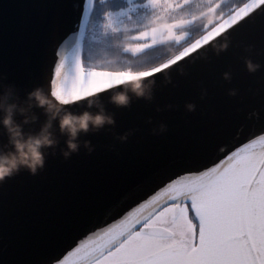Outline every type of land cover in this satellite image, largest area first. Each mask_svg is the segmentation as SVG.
Segmentation results:
<instances>
[{
    "label": "water",
    "instance_id": "obj_1",
    "mask_svg": "<svg viewBox=\"0 0 264 264\" xmlns=\"http://www.w3.org/2000/svg\"><path fill=\"white\" fill-rule=\"evenodd\" d=\"M94 3L0 0V155L15 151L3 123L8 115L24 139L47 128L55 141L41 149L45 163L36 175L22 167L0 184V264H40L86 215L111 216L129 203L130 189L146 191L142 177L154 168L205 144L209 134L215 151L264 123V9L206 50L144 79V96L124 79L133 73L99 71L111 90L66 107L48 84L61 49L64 80L72 81ZM247 60L260 67L250 72ZM36 90L51 102V112L60 107L59 116L102 113L113 122L78 132V149L65 159L69 135L49 105L31 96ZM121 93L127 105L112 100Z\"/></svg>",
    "mask_w": 264,
    "mask_h": 264
},
{
    "label": "snow or ice",
    "instance_id": "obj_2",
    "mask_svg": "<svg viewBox=\"0 0 264 264\" xmlns=\"http://www.w3.org/2000/svg\"><path fill=\"white\" fill-rule=\"evenodd\" d=\"M188 2L174 0V6ZM164 3L144 0L143 7L154 12ZM262 9L264 0H245L177 56L142 72L143 78H154L206 50ZM103 28L119 31L109 13ZM130 39L136 46L125 53L135 56L157 41L154 30L143 27ZM57 55L47 90L63 97L66 107L82 102L84 94L111 90L99 70L79 56L72 81L65 82L63 50ZM215 141L209 134L205 144L148 172L142 177L146 191L130 189L129 203L113 215H86L40 264H264V123L212 151Z\"/></svg>",
    "mask_w": 264,
    "mask_h": 264
},
{
    "label": "flooded vegetation",
    "instance_id": "obj_3",
    "mask_svg": "<svg viewBox=\"0 0 264 264\" xmlns=\"http://www.w3.org/2000/svg\"><path fill=\"white\" fill-rule=\"evenodd\" d=\"M143 4L144 0H96L91 14V30L96 36H102L108 44L128 50L136 46L130 37L139 28L154 30L152 21H165L172 25L175 35L168 40L163 39V34L156 35V45L152 48L163 49L167 56L172 54L169 58L172 59L188 44L202 37L206 29L229 16L232 9L239 5L233 3L227 6L229 3L224 0H189L186 5L174 6V0H165L164 4L150 12ZM105 13H109L113 23L119 25L117 33L110 30L105 32ZM209 14L214 16L212 23L207 21ZM152 48L144 52H153Z\"/></svg>",
    "mask_w": 264,
    "mask_h": 264
},
{
    "label": "clouds",
    "instance_id": "obj_4",
    "mask_svg": "<svg viewBox=\"0 0 264 264\" xmlns=\"http://www.w3.org/2000/svg\"><path fill=\"white\" fill-rule=\"evenodd\" d=\"M213 20L214 16L209 14L207 17L208 23H212ZM151 23L155 35L163 34V39L165 40L171 39L175 35L172 25L167 22L152 21ZM246 65L250 72H255L260 67L258 64H253L251 60H247ZM224 78H228L227 73L224 74ZM124 79L130 82L131 90L138 97L145 95L147 85L143 84L144 78L142 74L133 73L124 76ZM31 96L38 101L40 106L46 104L49 105L48 111L51 112L53 105L39 90L31 93ZM84 97L87 98V94H84ZM61 98L63 99V97ZM112 100L118 105H127L129 103L128 96L123 93L113 96ZM187 107L189 111L194 110V105L189 104ZM60 110V107H56V110L51 112L53 119H56L59 116ZM112 122L113 121L110 117H106L102 113L94 116L88 112H85L80 116L65 113L63 116H59V126L61 131L66 132L69 135V140L67 141L69 151L63 153L65 159L78 149V145L75 143L78 132H86L90 125L98 128L105 123ZM3 123L11 134V140L15 151L7 155H0V184L4 183L7 178H11L15 175L22 167L27 169L31 175H36L38 170L44 168L45 163L44 153L41 149L55 144V141L51 138V134L48 133L47 128H45L41 135L29 136L27 139H24L21 135L19 126L13 124L10 115L4 118ZM89 151H91V149H89Z\"/></svg>",
    "mask_w": 264,
    "mask_h": 264
},
{
    "label": "trees",
    "instance_id": "obj_5",
    "mask_svg": "<svg viewBox=\"0 0 264 264\" xmlns=\"http://www.w3.org/2000/svg\"><path fill=\"white\" fill-rule=\"evenodd\" d=\"M244 2L245 0H229L225 3H229L228 6L233 3L242 4ZM92 22L91 17L85 35L82 57L84 63L93 70L139 73L164 64L172 57V54L167 56L163 49L157 48H152L153 52H143L138 56L126 54V48L110 45L102 36H96L91 30Z\"/></svg>",
    "mask_w": 264,
    "mask_h": 264
},
{
    "label": "rangeland",
    "instance_id": "obj_6",
    "mask_svg": "<svg viewBox=\"0 0 264 264\" xmlns=\"http://www.w3.org/2000/svg\"><path fill=\"white\" fill-rule=\"evenodd\" d=\"M225 2L229 1V0H224Z\"/></svg>",
    "mask_w": 264,
    "mask_h": 264
}]
</instances>
